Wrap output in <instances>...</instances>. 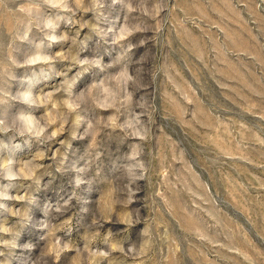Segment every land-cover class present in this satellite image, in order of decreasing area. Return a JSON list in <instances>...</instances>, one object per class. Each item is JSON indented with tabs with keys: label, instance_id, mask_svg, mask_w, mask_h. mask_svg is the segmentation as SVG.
I'll use <instances>...</instances> for the list:
<instances>
[{
	"label": "rangeland",
	"instance_id": "1",
	"mask_svg": "<svg viewBox=\"0 0 264 264\" xmlns=\"http://www.w3.org/2000/svg\"><path fill=\"white\" fill-rule=\"evenodd\" d=\"M0 264H264V0H0Z\"/></svg>",
	"mask_w": 264,
	"mask_h": 264
}]
</instances>
